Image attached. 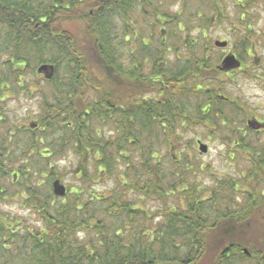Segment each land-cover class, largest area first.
<instances>
[{
	"label": "trees",
	"instance_id": "16d2710c",
	"mask_svg": "<svg viewBox=\"0 0 264 264\" xmlns=\"http://www.w3.org/2000/svg\"><path fill=\"white\" fill-rule=\"evenodd\" d=\"M168 1L0 0V264H249L242 249L264 255V198L238 201L228 178L202 191L192 140L183 144L194 126L220 131L203 85L218 74L189 25L210 24L203 9L216 16L219 0H180L175 13ZM32 99L35 123L19 124L14 107ZM14 205L32 221L11 214ZM249 228L257 244L238 239Z\"/></svg>",
	"mask_w": 264,
	"mask_h": 264
},
{
	"label": "flooded vegetation",
	"instance_id": "af4514ba",
	"mask_svg": "<svg viewBox=\"0 0 264 264\" xmlns=\"http://www.w3.org/2000/svg\"><path fill=\"white\" fill-rule=\"evenodd\" d=\"M217 10V15L212 17L213 10L205 7L203 15L211 17V23L204 27V23L197 22L194 26L201 35L204 57L210 60L218 74L217 79L211 78L203 84L212 93L208 108L214 106L222 115L217 121L218 130L223 135L232 134L233 142L224 143L227 151H233L228 154L241 158L238 166L241 164L249 168L241 170L237 167L239 172L233 182H238V197L264 198V101L251 97L255 105L253 109L246 110L229 96L220 95L223 90L216 89L220 82H228L238 86L247 84L251 90L256 88L264 92V0H219ZM213 30L217 32L218 40L210 41L208 38ZM189 41L190 45L195 43L193 38ZM216 42L222 46H216ZM228 60L231 62L225 63ZM221 102L231 106L228 117H223L219 109ZM206 115L207 112L204 117ZM241 115L242 119L238 122ZM239 139L246 143H239ZM246 256L250 259L249 264H264V255Z\"/></svg>",
	"mask_w": 264,
	"mask_h": 264
},
{
	"label": "rangeland",
	"instance_id": "374dc122",
	"mask_svg": "<svg viewBox=\"0 0 264 264\" xmlns=\"http://www.w3.org/2000/svg\"><path fill=\"white\" fill-rule=\"evenodd\" d=\"M168 7L167 9L169 10L170 13H175L176 11L178 12L181 6V1L180 0H169L168 1ZM190 7L187 9V14L190 13ZM194 11V10H191ZM196 19H190L189 22L191 26H195L196 24ZM211 37L208 39L210 41L218 40L217 37V32L215 30L210 31ZM181 36L184 38V35L181 34ZM194 38V35H193ZM177 41V40H176ZM171 42V39L169 38L168 43ZM213 43V42H212ZM217 88H220L222 93L220 95L223 96H229L230 98L234 99L235 102H238L242 107H244L246 110L250 109V107H254L255 105V100H252L251 97L258 98L260 101H264V92H261L258 89L251 90L250 87H248L247 84L241 83L239 86L238 85H233L229 84L228 82H220L217 84ZM264 89V87L262 88ZM218 90V89H217ZM224 103V104H223ZM39 100L38 99H32L30 101H23L19 106L14 107L15 111V116L18 119L19 124H24L28 126L30 123H35V117L38 114L39 111ZM219 109L222 111L224 114H230L231 112V106L226 105L225 102H221L219 104ZM233 114H235L233 112ZM239 116V115H237ZM242 119V115L238 118V122H240ZM214 129L210 130V128H205L201 125L199 127L194 126L192 129L189 130H184L182 131V138H183V144H186V142L189 141L188 144L190 145L192 152L188 151V156L191 158L190 160L197 165H200L203 169V172L199 174V177L197 178V181L200 182L201 185V190L204 191L205 188H212L214 187V184H216V181L214 178L221 180V179H232L236 180L237 179V173L239 170L237 169L240 168L241 170L249 168L244 165H239V158L237 155L233 156V154H228L229 152L233 151H227L228 147L224 146V143L221 141L223 138L222 134H220V131H217L215 127ZM226 135V134H224ZM228 136V135H227ZM197 141H201L202 144L206 145L208 148V153L205 155L199 154L197 150ZM227 139L224 141L226 142ZM176 155L179 154L180 156V150L179 149H174V152ZM67 164H63L65 166ZM68 166V165H67ZM70 182V178H64L63 184H68ZM238 184V182H236ZM64 184V185H65ZM113 186L111 183H106V184H101L95 187L94 190H97L98 192H101L103 190L111 189ZM246 188V187H245ZM207 195V193H206ZM237 198V197H236ZM206 199V198H204ZM238 201H242L241 198H237ZM243 205V204H242ZM13 215L16 213L22 217L25 221H32V218H29L27 216V212L19 211L18 206L14 205L13 207ZM252 228H249V231L244 233L241 231V233H238V239H243V238H249L252 236ZM245 230V229H244ZM257 237L261 236L259 233L256 234ZM256 237V238H257ZM256 238H249L252 241L255 242ZM246 250V248H244ZM247 251V250H246Z\"/></svg>",
	"mask_w": 264,
	"mask_h": 264
},
{
	"label": "water",
	"instance_id": "95a60500",
	"mask_svg": "<svg viewBox=\"0 0 264 264\" xmlns=\"http://www.w3.org/2000/svg\"><path fill=\"white\" fill-rule=\"evenodd\" d=\"M216 46H222V44L216 42ZM231 60L225 61V63H230ZM38 73L43 74L46 79H49L52 73V68L48 66H42L38 69ZM198 145V152L199 154L203 155L207 153V146L202 144L201 142L197 143ZM52 192L54 196L58 198H63L66 194V189L63 185L60 184L59 181H53L52 183ZM242 253L247 254V251L245 249L242 250Z\"/></svg>",
	"mask_w": 264,
	"mask_h": 264
}]
</instances>
